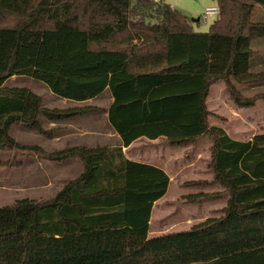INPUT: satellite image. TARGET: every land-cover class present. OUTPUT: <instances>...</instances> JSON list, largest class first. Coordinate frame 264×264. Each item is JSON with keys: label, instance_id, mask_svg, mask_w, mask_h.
Instances as JSON below:
<instances>
[{"label": "trees", "instance_id": "1", "mask_svg": "<svg viewBox=\"0 0 264 264\" xmlns=\"http://www.w3.org/2000/svg\"><path fill=\"white\" fill-rule=\"evenodd\" d=\"M216 1L218 19L201 35L166 2L0 0V151L82 165L50 199L0 205V264H264V133L234 139L210 125L207 107L210 86L220 82L240 108L264 101V92L243 93L264 84V71L252 70L251 47L264 37V20H254L255 5L264 0ZM19 75L75 102L107 88L114 100L107 109L48 108L32 90L6 86ZM95 111L108 114L125 145L141 136L182 145L208 135L209 182L228 195L222 214L149 237L153 204L170 182L163 170L128 160L121 146L46 152L10 132L20 124L49 135L42 116L65 120ZM11 165L22 162L0 158V167Z\"/></svg>", "mask_w": 264, "mask_h": 264}, {"label": "rangeland", "instance_id": "2", "mask_svg": "<svg viewBox=\"0 0 264 264\" xmlns=\"http://www.w3.org/2000/svg\"><path fill=\"white\" fill-rule=\"evenodd\" d=\"M165 2L190 17L194 31L201 33V35H204L209 30L211 24L218 19L217 14L207 15L205 19L203 16L207 8L217 6L216 0H165ZM254 20H264L263 5H255ZM2 37L3 36L0 35V44L2 42ZM255 52V54H257L256 50ZM252 70L256 71L255 66L252 67ZM219 84L223 90H218L217 92L213 90V95H210V98L207 96V102H209L208 105L212 107L213 105L216 106L219 104V97L217 94L222 92L226 94L225 92H227L226 96L230 98V95L225 88V84L222 82ZM262 85L264 84H259L257 87H261ZM6 86L26 87L32 90L36 94L42 96L44 100L43 104L47 107L50 105L53 106L54 100L52 99V96L61 98L52 93L44 82L29 76H13L6 81ZM254 88L255 87H245L243 93L247 96H253L254 94L264 92L261 88ZM104 98L105 96L100 98V103L105 104L106 98ZM232 103L234 104L233 101ZM94 104H97V102H94ZM245 108H248V110L242 112H244V114L248 117L245 124L247 132L251 135L255 132L264 130V101L259 100L254 106ZM223 111H225L227 115H232L231 109L224 108ZM224 118H228V116L226 117L223 115L222 119ZM45 119L49 120L47 118ZM42 123L45 129L52 131L51 134L43 135L34 129L24 128L20 124H14L11 127L10 132L12 136L22 144L38 146H40V144L44 145V140H46L45 138L52 135L54 133V129H50L47 121H43ZM205 136L208 137V135ZM207 137H203L202 141L199 143L200 153L197 166L189 168L190 177L199 179L186 181V186L184 187L177 183V175L172 174L175 181L171 184L167 197L160 205L158 204L153 208L150 234L153 232L156 234H162L171 231L188 229L193 224L198 223L207 217L219 216L222 214V207H224L228 199L227 193L221 192L223 191V188L220 185H215V183L218 184L217 182H209L213 177L209 178L210 180H202L203 178L211 177L210 175L213 174L212 168L209 166V162L211 160V148H208L206 141ZM45 151L49 152L47 150ZM174 155V159L177 163H180L184 158L192 157V152L191 149L184 150L176 148ZM14 156L15 160L17 159V161L19 160L22 162V165L0 167V205L10 204L17 199L26 197L47 200L52 198V196L57 193L62 181L49 183L50 179L55 180L54 177H56L54 171H52L53 169L50 167L54 166V163H52L53 161L43 159L34 152H17L16 150L9 149L0 151V158L3 160H12ZM175 164L176 163L172 162V166ZM207 171L211 172L210 175H208ZM61 175L63 177L67 176V174L64 173H61ZM199 181H208L209 183H193ZM199 192H218L220 195L216 197L204 198L200 201H190L186 197L189 194Z\"/></svg>", "mask_w": 264, "mask_h": 264}, {"label": "crops", "instance_id": "3", "mask_svg": "<svg viewBox=\"0 0 264 264\" xmlns=\"http://www.w3.org/2000/svg\"><path fill=\"white\" fill-rule=\"evenodd\" d=\"M251 47L257 51V54H255V56L253 57V63L256 71H264V37L252 40ZM256 88H261V90H264V85H262L261 87L255 86L254 89ZM213 90L217 92L218 90L223 89L219 83L211 85L208 98H210V95H213ZM225 93L226 94H224L223 92L219 94L216 93L219 97L218 105H213L212 107L208 105L209 102H207L208 110L212 113L209 116L210 125L224 128L232 138L240 141H248L251 140L256 134L264 133V130L255 132L251 135L247 132V127L245 126V124L248 117L242 111H246L248 110V108H240L236 106L232 103L230 98L226 96L227 92ZM104 96L106 98V102L105 104H102L99 100ZM52 97V99L54 100L53 106L50 105L51 107L48 106V108L65 109L69 107H78L89 104L101 109H107L114 100L108 88L100 95L85 102H75L65 98H57L56 96ZM94 102H97V104H94ZM224 108L231 109L232 115H227L225 111H223ZM223 115L226 117L228 116V118L222 119ZM41 120L42 122L47 121L50 129H54V133L45 138V144H40L43 149L49 152L59 151L69 147L84 146L95 148L103 146H121L123 154L128 160L155 166L163 170L169 176L170 182L165 195L154 202L151 210V218L148 231L149 237L160 235L156 234L155 232L150 234V229L152 227V213L154 206L158 204L160 205L161 202L167 197L168 190L171 184L175 181L174 177H172V174L177 175V183L184 187L186 186V181L199 179L190 177L189 168L197 166L200 153L199 143L202 141L203 137H207L205 135L199 137L195 143H187L182 145L171 144L165 136H159L154 139L147 136H141L132 141L129 145H125L123 143L122 136L109 123L108 114L105 111L90 112L65 120H46L43 117L41 118ZM208 137L206 141L208 148L210 149L212 145V139ZM176 148H181L184 150L191 149L192 157L184 158L180 163H177V161L174 159V152ZM172 162L176 164L172 166ZM52 163H54V166L50 167L53 169L52 171H54L56 177H54L55 180L50 179L49 183L62 181L58 191H60L65 184L77 178L82 171V165L80 160L78 159H68L63 162ZM171 167L173 168V171ZM61 173L67 174V176L63 177ZM207 173L208 175H210L211 172L207 171ZM210 176L211 177L203 178L202 180H208L209 178H212L213 174H211ZM215 185L218 186L219 184L215 183Z\"/></svg>", "mask_w": 264, "mask_h": 264}, {"label": "built area", "instance_id": "4", "mask_svg": "<svg viewBox=\"0 0 264 264\" xmlns=\"http://www.w3.org/2000/svg\"><path fill=\"white\" fill-rule=\"evenodd\" d=\"M155 1L157 3H163L165 2V0H152ZM212 14H219V8L218 6H213V7H209L206 9L205 13H204V19L207 17V15H212Z\"/></svg>", "mask_w": 264, "mask_h": 264}]
</instances>
